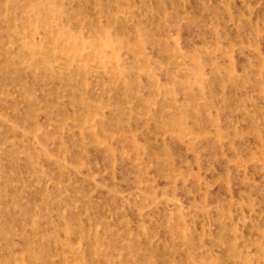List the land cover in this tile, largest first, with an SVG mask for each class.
<instances>
[{"label": "rangeland", "instance_id": "374dc122", "mask_svg": "<svg viewBox=\"0 0 264 264\" xmlns=\"http://www.w3.org/2000/svg\"><path fill=\"white\" fill-rule=\"evenodd\" d=\"M0 264H264V0H0Z\"/></svg>", "mask_w": 264, "mask_h": 264}]
</instances>
